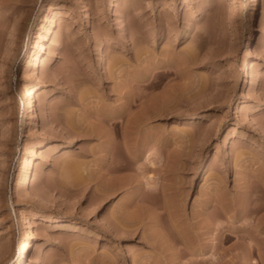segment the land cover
<instances>
[{
  "label": "rangeland",
  "instance_id": "obj_1",
  "mask_svg": "<svg viewBox=\"0 0 264 264\" xmlns=\"http://www.w3.org/2000/svg\"><path fill=\"white\" fill-rule=\"evenodd\" d=\"M109 1L0 0V264L16 261L24 219L25 264H264V0ZM40 35L45 84L25 128ZM42 140L34 189L18 193Z\"/></svg>",
  "mask_w": 264,
  "mask_h": 264
},
{
  "label": "bare ground",
  "instance_id": "obj_2",
  "mask_svg": "<svg viewBox=\"0 0 264 264\" xmlns=\"http://www.w3.org/2000/svg\"><path fill=\"white\" fill-rule=\"evenodd\" d=\"M255 1H256L257 8L260 9V7L262 6V0H255ZM114 5H115L114 0H110L109 1V7L114 6ZM262 14H263V17H264V11L262 12ZM120 23H121V28L123 30L122 31L123 35H125V31H124L125 28H124V25H123V21H120ZM263 37H264V35H263ZM253 39H254V31L252 30L251 37H250V40H249V45H248V55L246 56L245 61H243V65L241 66L242 68L239 71L240 72V87H242L243 90L246 89V76L250 72V62H251V59L254 57V51L250 47ZM45 40H47V37L45 35H40V37L35 41V45L33 47L36 48V47L39 46V44H41V48L38 50L37 54L32 59H30L31 58L30 57V53L27 54V56H26L27 65H28L29 69L31 70V72L38 77V82L36 84H34V85H30V86L24 88L23 91H22L21 104L23 106L24 114H25V118H26L25 119V125H24L25 128L29 127L30 122L32 124L36 125V126L38 125V122H37V119H36L37 108L35 107V104H34V101H33V96H34L35 91L40 89L45 84V79H44V76L42 75V67H43V64H44L45 53H46L45 52V45H44ZM100 59L103 62V60H104V52L103 51L100 52ZM254 85H257V86L259 85L258 77H256ZM134 97H135V95H134ZM132 100H133V96L129 97L127 99V104L128 103L130 104V102ZM149 108L150 109L156 108V106L153 105V104H149L146 107V111L143 114L140 113L141 116L136 118L135 121L140 124L141 121L146 120L150 115H152V114L154 115V113H152V112L154 110L156 111V109L150 111ZM127 113H128V111H127ZM146 116H147V118L145 119ZM99 120H100V118H99ZM139 120H141V121H139ZM123 121H124V119H123ZM109 126H111L110 123H109ZM72 131H74V130H72ZM75 131H76V129H75ZM77 132H78V130L76 131V134H78ZM83 133H84V131L82 132V134ZM90 133H91V131H90ZM90 135H92V134H90ZM95 135H97V134H95ZM99 138H100V135H99ZM47 143H48V140H42L37 145H35V147H33L31 153H28V151H27L28 155H25V158H24L23 162L21 163V166H20V169H19V175H18V177L16 179V182H15L16 192L19 193V192H21L24 189L29 190V191L30 190L33 191L34 188L32 189V187H33L32 168H33V165L35 163V159L38 157V151H39L38 149L43 147V146H46ZM123 144H125V143H123ZM108 152H109V154L112 157V161H114V164H113L111 170H113V171L124 170L126 168V166H127V162H125L124 155H122L120 153V149L117 146H115V147L112 146L108 150ZM199 169H201V168H199ZM203 172H204V168L202 167V169L200 170V174H202ZM126 185L127 184L119 183L117 185L112 186V189L116 190L118 188L119 189L120 188H124ZM153 192H154V189H152V187H151V189L148 188L147 193H153ZM33 193L37 196V193L35 191ZM106 194H108V193H106ZM143 200L147 201L146 198H143ZM130 217L132 218L133 216L130 215L129 217L126 216V218H122V220L125 219L122 222V225L124 224L122 229H124V230L126 229L127 230V226L126 225L130 223L129 222L130 221ZM47 220H56V219H53L52 217H47ZM19 224H20L19 226H20L21 230L24 233V237L18 244V248H17V254L18 255H17L16 261L14 262V264H25L26 256H28V253L30 252L31 247L34 244V240L37 237V235H36L37 233H36V229H35L33 223H31V221H28V223H27V220L24 219ZM125 226H126V228H124ZM128 228H130V227H128ZM112 229L114 231H117L118 227L117 228L116 227H112ZM45 251H46V248L42 247L40 252H39V256L44 255ZM39 256L37 255V258Z\"/></svg>",
  "mask_w": 264,
  "mask_h": 264
}]
</instances>
